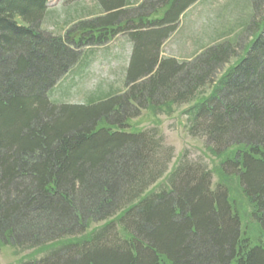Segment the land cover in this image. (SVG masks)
I'll list each match as a JSON object with an SVG mask.
<instances>
[{
	"label": "trees",
	"instance_id": "obj_1",
	"mask_svg": "<svg viewBox=\"0 0 264 264\" xmlns=\"http://www.w3.org/2000/svg\"><path fill=\"white\" fill-rule=\"evenodd\" d=\"M48 1L0 0V248L35 251L18 264H264V0H229L240 17L192 57L182 31L181 53L161 49L200 0H96L65 10L62 36L41 29L61 21ZM172 106H190L215 184L128 125Z\"/></svg>",
	"mask_w": 264,
	"mask_h": 264
},
{
	"label": "rangeland",
	"instance_id": "obj_2",
	"mask_svg": "<svg viewBox=\"0 0 264 264\" xmlns=\"http://www.w3.org/2000/svg\"><path fill=\"white\" fill-rule=\"evenodd\" d=\"M204 2V3H203ZM199 4H196L189 8L179 19L178 27L176 32L172 35L170 40L164 44L161 49L162 57L172 56L174 51L176 54L179 52L181 34H186L188 36V42H185V49L187 50L190 57L194 55L193 47L196 43L203 44L198 50L204 49L211 45L210 39L217 40V34L225 33V29L233 25L234 19L239 16V5L238 3L231 2L229 0H209L199 1ZM86 6L92 8L96 5V0H49L47 4V10L49 12H55L56 18H59L61 21L52 22L45 20V23L41 24V29L45 30L48 33L55 35H64L65 31L68 30L67 24H63L65 10H70L71 12L75 7ZM254 11V9L252 8ZM262 11L264 12V5L262 6ZM254 16V14H252ZM264 16V13H263ZM222 24V25H221ZM223 32V33H222ZM239 32L237 29L233 31L232 35ZM254 32H251L247 35L246 40L240 44V47L237 46V56L235 59H232L229 63V66L236 63L237 58H241L244 52V49L248 48L250 41L253 39ZM78 35H75L77 37ZM235 36L229 37V40H232ZM221 39L217 40L218 42L222 41ZM232 42V41H231ZM195 50V53L198 51ZM188 56V57H189ZM181 60V59H179ZM227 66L225 69L228 68ZM96 72L101 80L107 79L108 70L105 66L103 68L96 69ZM119 85H121L119 83ZM118 89V85L114 86ZM82 96V95H81ZM80 95L73 94L72 101L73 103L79 102ZM190 106H181L175 107L172 106L169 109L164 108L156 114L149 111H141L136 117L134 115L129 116L132 119L128 121V125L136 131L144 130H153L155 132V138L160 141L164 149H169L172 151V160L170 161L169 170H171L175 164L181 162L188 163H202L208 167V169L214 173L212 177V182L215 184L219 180L217 173V168H219V160L212 157L204 149V143L199 139L192 138L188 133V116L187 111L190 109ZM226 180V179H225ZM227 184L231 187L233 194L238 198L237 204L242 209V212H245L246 217L244 218L245 222L248 225L247 234L254 239H260L259 232L255 226L246 220L248 217V204L241 197L237 189V184L234 181L227 180ZM227 185V186H228ZM249 219V217H248ZM96 225H93L94 227ZM264 242V238H263ZM35 251H21L15 250L10 246H5L0 248V264H18L25 259L30 257H35Z\"/></svg>",
	"mask_w": 264,
	"mask_h": 264
}]
</instances>
